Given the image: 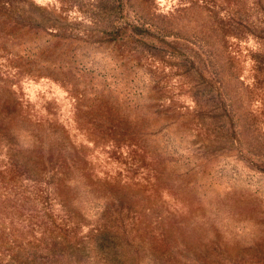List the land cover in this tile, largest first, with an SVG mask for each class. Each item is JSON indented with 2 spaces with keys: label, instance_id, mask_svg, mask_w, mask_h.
Masks as SVG:
<instances>
[{
  "label": "rangeland",
  "instance_id": "374dc122",
  "mask_svg": "<svg viewBox=\"0 0 264 264\" xmlns=\"http://www.w3.org/2000/svg\"><path fill=\"white\" fill-rule=\"evenodd\" d=\"M0 264H264V0H0Z\"/></svg>",
  "mask_w": 264,
  "mask_h": 264
}]
</instances>
